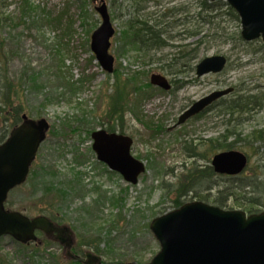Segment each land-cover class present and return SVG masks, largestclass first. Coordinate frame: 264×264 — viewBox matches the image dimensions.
Here are the masks:
<instances>
[{
  "label": "rangeland",
  "instance_id": "374dc122",
  "mask_svg": "<svg viewBox=\"0 0 264 264\" xmlns=\"http://www.w3.org/2000/svg\"><path fill=\"white\" fill-rule=\"evenodd\" d=\"M99 1L30 0L35 9L24 24L22 19L18 20L21 0H9L7 14L18 23L17 27L13 23L12 28L2 29L0 37L6 50L15 53L9 55V69L17 83L18 103L29 118L46 120L50 131L31 167V171H39V177L36 181L28 178L24 185L13 190L6 207L30 218H59L54 220L56 223L62 219L58 225L71 229L73 245L67 249L54 237L38 234L36 242L23 249L6 237L0 243V264H51L49 254L60 264H70L76 261L71 255L84 258V252L91 250L80 244L79 233L94 239L101 233L102 238L113 240L114 255L102 256L103 261L120 256L128 263H149L160 250L150 230L153 219L176 210L177 201L199 202L202 194L214 195L218 190L214 180L203 179L185 195L175 191L179 184L191 182L188 176L194 165L199 169L210 166L217 151L208 148V141L222 142L227 131L233 129L243 136L264 129V105L246 115L230 116L224 112L225 106L242 91L264 94V43L242 39L241 22L230 15L229 6L209 11L219 17L214 25H206L203 20L206 13L203 18L198 17L201 0H148L143 4L146 15L162 20L165 15L171 16L166 18L170 24H164L170 39L163 38L169 47L147 55L130 52L121 56L122 33L135 16V8L131 0H105L116 31L110 52L115 57V69L124 75L122 79L139 72V81L143 83L149 82L153 74H161L173 87L170 92L155 88L134 109L136 115L125 113V134L134 141L132 155L147 168L138 184L129 185L111 172L97 160L91 138L94 131L112 125L113 119L116 121L113 113L121 104L114 103L118 100L114 92L115 74L106 73L91 51V35L101 24L95 11ZM200 29L206 34L202 41V35H189ZM213 56L226 57V69L198 78L197 65ZM33 75L38 78V90L33 89L30 81ZM131 87L134 89L133 84ZM131 87L127 90L129 95L133 93ZM230 88L235 91L201 117L176 126L179 116L194 102ZM128 99L133 104L135 94ZM237 145L236 150L248 156L251 167L264 159V150L258 143ZM192 148L204 156L194 157ZM216 180L226 185V178L218 176ZM50 183L58 188L72 185L78 193L64 198L54 190H44L43 186ZM72 183L80 184L77 187ZM164 184L175 187H169L168 193Z\"/></svg>",
  "mask_w": 264,
  "mask_h": 264
},
{
  "label": "water",
  "instance_id": "95a60500",
  "mask_svg": "<svg viewBox=\"0 0 264 264\" xmlns=\"http://www.w3.org/2000/svg\"><path fill=\"white\" fill-rule=\"evenodd\" d=\"M208 1L225 2L236 11L244 41L262 39L264 42V0ZM95 9L101 17V24L92 33L91 50L101 68L113 74L115 57L110 54V49L116 31L105 0H101ZM226 66V57H209L197 65L196 76L219 74ZM150 83L166 92L172 88L161 74H153ZM232 92L231 88L216 91L196 101L184 111L176 126L202 114ZM22 118V124L13 129L0 145V239L11 237L28 244L37 240V232H43L71 249L73 232L69 227L58 226L45 216L30 218L5 207L9 193L27 181L50 129L44 119H29L25 114ZM91 138L98 161L106 164L110 171L120 174L127 183L138 184L140 176L146 172V164L132 155L131 137L100 129L94 131ZM247 164V157L238 151L216 154L211 161L216 173L227 176L240 175ZM150 229L161 249L149 264H264V211L248 215L240 210L188 202L178 210L155 218ZM85 256V264H102V257L91 251ZM71 258L75 256L71 255Z\"/></svg>",
  "mask_w": 264,
  "mask_h": 264
},
{
  "label": "trees",
  "instance_id": "16d2710c",
  "mask_svg": "<svg viewBox=\"0 0 264 264\" xmlns=\"http://www.w3.org/2000/svg\"><path fill=\"white\" fill-rule=\"evenodd\" d=\"M133 2L135 8V16L127 22L126 29L122 33V45L121 49V56H125L130 52H134L136 54H143L147 55L150 54L151 51L155 49H161L169 47L167 41L163 38L168 37L169 31H167L168 27L164 26V24L168 23L166 18H170L171 16L165 15V19L162 20L161 17L157 19H153V15H146L145 4L148 0H131ZM144 2V3H142ZM141 3V5H139ZM200 9L202 10L198 13L199 18H203V14H205L204 24L206 25H214V20L219 17V15H212L208 13L209 11H217L221 10L226 4L222 2L216 3H209L207 0H201L200 2ZM84 4V2H83ZM9 0H0V32L4 28H12L13 23L14 26L17 27L18 20L21 22V19L24 21L23 23L26 24V20L29 19V15L35 9L32 5L30 0H21L19 11L20 15L18 20L15 21L12 17L7 14L9 9ZM230 15L239 20L238 15L232 8H228ZM84 5L81 7V12L84 13ZM173 13V12H172ZM22 14V15H21ZM172 15L176 16L177 12H174ZM60 21V19H58ZM170 24V23H168ZM166 24V25H168ZM164 26V27H163ZM166 27V28H165ZM170 27V26H169ZM203 30H198L197 32H190V36H197L202 35L201 41L205 38L206 34H203ZM15 56L13 51L6 50L4 41L0 37V145L4 143L13 129L18 127L22 123V116L24 115V107L18 101L20 100L18 95L17 83L11 77L10 74V57ZM188 56V55H186ZM115 94L117 93L118 100L114 103L121 104L116 108L113 115L117 117L116 121L112 122L107 128H104L106 131L110 133H121L125 134L124 128V116L125 113H134L137 114L134 109H138L140 103L145 98H148L152 95L155 87H153L149 82L140 83L139 78L141 74L139 72H135L130 74L126 79H122L124 75L116 68L115 70ZM15 78V77H14ZM123 80V81H122ZM32 83L33 89L38 90L39 86L36 84L38 78L36 75H33L30 78ZM122 81V82H121ZM131 84H133L134 89H132ZM135 84V85H134ZM133 90L132 94H135V102L132 104L129 102L127 94L128 88ZM157 89V88H156ZM244 92V93H243ZM114 95H112V98ZM152 98V97H151ZM150 99V98H149ZM115 100V99H112ZM127 104H123V103ZM129 102V103H128ZM264 105V94L261 92L253 93V92H245L242 91L236 99H233L227 106L224 108V112L229 114L230 116L234 115H246L249 113H254L258 110H261ZM127 109L125 110V108ZM112 116V117H114ZM110 117V118H112ZM201 117V115L197 116ZM115 118V117H114ZM161 130V128H158ZM237 129H233L231 131H227L224 135L225 140L222 142L220 139H211L208 141V148L210 147L211 150L219 152L224 151H234L238 148L239 142H246L255 144L258 143L261 149L264 150V129L253 130L248 136H243L242 133H235ZM90 135V132H88ZM231 142H228V139L233 138ZM245 137V138H244ZM192 154L194 157H202V154H196L195 148H192ZM258 151H261L258 149ZM258 151L257 154H260ZM264 153V152H263ZM250 166V165H249ZM118 175V174H116ZM226 178V185H220L217 182V177ZM39 177V171L33 170L30 173L29 180L36 181ZM189 177L191 178V182L189 184H179L178 188L175 190L179 192V194L185 195L190 189L195 188L194 186L196 183H200L203 179L214 180V186L218 189L214 195L210 193L202 194L201 195V202L206 204H211L221 209L226 210H234L238 208L243 212L253 215L259 214L260 212L264 211V159L258 162L257 165L254 167L248 168L243 174L236 176V177H227L218 175L214 172L211 166H207L204 169H199L198 166L194 165L193 168L189 172ZM73 185L79 187L80 183H72ZM191 184V185H190ZM197 184V185H198ZM165 187L168 188V193H170L169 187H175L171 184H164ZM190 186V187H189ZM44 190L48 191H55L59 193L64 198L70 196V194H77V188L70 185L68 188H58L53 183H50L48 187L43 186ZM49 188V189H48ZM216 188H213L216 189ZM80 193V192H79ZM99 202V201H97ZM184 205L183 202L177 201L175 207L176 209L180 208ZM7 208V207H6ZM8 209V208H7ZM85 210V209H80ZM86 211V210H85ZM87 212V211H86ZM57 219V220H56ZM52 221H58L59 218L52 219ZM55 222V221H54ZM63 222L61 219L59 221L60 224ZM56 223V222H55ZM116 224V223H115ZM79 233V232H78ZM79 235V241L82 246H87L91 249V251H95L96 253L100 254L103 257H110L114 255V250L112 248V242L109 237L102 238V234L99 233L96 238L92 237H83ZM5 238L1 239L2 242ZM20 247L23 249H28L27 246L21 245L18 243ZM48 244V243H47ZM105 244V248H101V245ZM82 252V251H81ZM85 253V252H84ZM51 259L49 260L51 264H60L56 257L52 254H49ZM70 264H83L81 261H72ZM103 264H140L139 262H132L128 263L125 257H117L109 259V261H103Z\"/></svg>",
  "mask_w": 264,
  "mask_h": 264
},
{
  "label": "flooded vegetation",
  "instance_id": "af4514ba",
  "mask_svg": "<svg viewBox=\"0 0 264 264\" xmlns=\"http://www.w3.org/2000/svg\"><path fill=\"white\" fill-rule=\"evenodd\" d=\"M134 2V1H133ZM139 5H141V3H139Z\"/></svg>",
  "mask_w": 264,
  "mask_h": 264
}]
</instances>
